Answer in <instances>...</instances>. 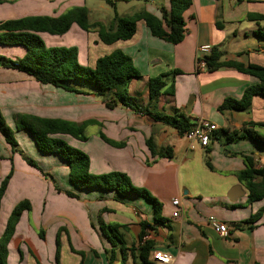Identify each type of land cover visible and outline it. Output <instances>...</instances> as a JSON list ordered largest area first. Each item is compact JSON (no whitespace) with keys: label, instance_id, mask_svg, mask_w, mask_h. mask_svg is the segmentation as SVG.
Listing matches in <instances>:
<instances>
[{"label":"crops","instance_id":"1","mask_svg":"<svg viewBox=\"0 0 264 264\" xmlns=\"http://www.w3.org/2000/svg\"><path fill=\"white\" fill-rule=\"evenodd\" d=\"M49 1L48 6L53 5V9L57 5L67 9L85 7L91 23L109 27L112 21L105 0ZM130 2L140 6L137 12L145 10L160 17L157 2L128 0L125 3ZM119 3L124 2H117L116 9ZM15 4L10 0L0 4V20L51 16L35 14L34 3ZM9 7L13 9L9 11ZM164 7L167 8L166 0ZM92 13L96 14L94 18ZM248 15L264 16V0H192L183 14V39L175 45L153 37L142 21L137 22L130 40L111 45L102 44L97 33H84L74 25L61 37L41 36L47 46H76L79 64L90 68L104 52L107 55L119 50L127 55L140 75L127 88L135 110L120 106L107 109L92 94L93 88L87 89L88 95L67 92L40 85L21 72L0 68V111L5 119L12 112L11 116L21 113L89 123L85 129L99 127L94 133H102L122 147H111L99 137L88 138L86 142L68 136L62 138L89 156L90 173L126 174L134 186L143 188L161 205L160 216L164 219L163 223H155L152 205L142 197H119L99 189L75 190L68 180L66 164L51 155L65 178V183L57 184L58 187L77 195L68 197L57 192L49 180L29 166L18 150L16 153L10 150V157H6L12 174L0 202V235L19 200H28L31 210L23 212L15 226L7 244V264H139L130 250L139 255V247L145 242L151 244L145 253L148 262L153 251H162L172 257L170 264H264V197L249 203L248 191L236 177L245 169V157L262 168L264 177V149L247 139L226 141L227 135L241 131L248 123H264V97L253 96L244 111L220 113L217 108L225 99L239 100L244 89L257 84L258 80L234 69L207 72L195 68L198 48L204 45L216 49L222 61L264 68V40L253 35L258 27H264V21L256 24L247 19ZM243 19L252 25L240 30L226 28ZM223 32L231 34L230 38ZM103 48L106 49L103 51ZM0 53L14 59L23 56L24 49L0 45ZM173 71L179 74H172ZM162 73L168 74L164 78L165 88L173 85L174 92L172 96L165 94L159 98L157 111L166 116L183 114L190 122L204 120L214 124L217 131L205 148L179 136L174 129L154 121L142 111L148 103V79ZM254 130L264 136V129ZM18 132L33 144L36 155L42 154L27 132ZM150 137L157 152L168 149L171 157L158 153L152 156L145 145ZM0 144L3 145L1 139ZM205 156L211 169L205 166ZM1 167L6 172L7 162L0 163V172ZM2 177L0 173V179ZM6 198L8 206L4 204ZM174 199L178 200L177 206L172 205ZM259 211L260 216L253 219ZM174 212L178 213L177 217H173ZM210 217L225 224V237L208 226ZM141 223L150 225L144 230V242L143 238L139 240ZM112 224L119 226L124 252L113 248L109 241L107 225Z\"/></svg>","mask_w":264,"mask_h":264},{"label":"trees","instance_id":"2","mask_svg":"<svg viewBox=\"0 0 264 264\" xmlns=\"http://www.w3.org/2000/svg\"><path fill=\"white\" fill-rule=\"evenodd\" d=\"M128 0H105V3L113 10V17L109 27L101 23H91L88 19V10L85 7H71L56 17L52 16H26L18 19L0 21V45L19 46L24 49L21 57L14 59L0 56V68L11 69L21 72L32 78L40 85L61 88L64 91L88 95V88H93L92 94L101 100L107 109L117 106L135 110L129 104L127 88L132 80L139 79L140 75L133 66L131 59L119 50L100 57L95 61L94 67L90 68L78 62V48L76 46H47L42 39V35L61 37L65 35L74 25L84 33H97L99 41L104 45H111L118 41L130 40L136 31V24L142 21L149 33L160 40L175 45L182 41L185 32L183 14L187 11L192 0H166L167 8L164 7L163 0L157 1L160 17L150 12L141 10L133 12L128 16H118L116 13L117 2H127ZM151 1V0H142ZM3 1H0L2 4ZM242 2V0H237ZM247 19L258 24L264 21L263 15H248ZM218 26V25H217ZM167 30H166V29ZM253 35L264 40V27H258ZM220 53L212 49L207 56L203 57L205 70L215 72L219 69H234L242 74L252 76L258 83L244 89L239 100L227 98L217 111H244L251 99L255 95L264 97V68L258 65L248 64L246 66L238 62L222 61ZM172 74H179L173 71ZM167 73H162L147 81L148 103L142 111L150 116L154 121L170 127L179 136H183L189 130L193 122L183 114L175 113L171 116L163 115L157 111L158 100L162 95H173V85L165 88L164 78ZM89 123L77 124L61 119H49L34 116L31 114H19L15 117V128L17 131H25L33 140L36 149L46 155H53L63 161L68 170V180L75 190L99 189L113 192L119 197L133 195L142 197L152 205L155 223H163L161 218V205L152 198L143 188L132 184L130 178L120 172H110L107 174H92L89 171V156L69 145L62 136H68L79 142L88 140L84 133L85 127ZM264 129V123H248L241 131H233L227 135L226 141L251 140L264 149V136L258 134L254 129ZM215 133V132H214ZM213 133V134H214ZM0 136L10 147L11 153L17 152V143L12 136V132L5 123L0 111ZM98 137L107 145L114 148H121L122 144L115 143L107 139L102 133ZM145 145L152 156L157 153L165 158H170L168 149H163L161 153L156 151L152 138L145 141ZM25 162L34 167L49 180L57 192H62L68 197L76 198L77 195L71 191L61 190L53 177L42 172L33 161L25 159ZM245 169L237 173L236 177L248 191V202L261 200L264 197V177L263 170L257 168L256 162L245 157ZM205 166L211 169L207 156H205ZM12 174L9 173L0 182V202L5 194L8 181ZM31 204L23 199L12 209L7 218L4 230L0 235V264H7V244L14 234L15 226L23 212H29ZM259 211L254 217L260 216ZM252 221V218L249 222ZM141 234L139 240L144 236V230L150 228L147 223H141ZM116 224L107 225L110 232L109 241L113 248L117 247L122 252L125 251L121 235ZM39 237L42 238L41 233ZM149 242L143 243L139 247L141 253L133 257L139 264H150L146 254L150 247ZM58 242L56 247V259H58Z\"/></svg>","mask_w":264,"mask_h":264},{"label":"rangeland","instance_id":"3","mask_svg":"<svg viewBox=\"0 0 264 264\" xmlns=\"http://www.w3.org/2000/svg\"><path fill=\"white\" fill-rule=\"evenodd\" d=\"M0 1H9V0H0ZM10 1H15V3H16L15 5L16 6H20V5L23 6V4L27 5L28 3H34L35 4V14H49L51 16H56V15L64 12L65 10H67V8L64 5H61V6L57 5V7L53 9V7H54L53 5L52 6H48V2H50L49 0H32V1H30V0H10ZM153 1L157 2L158 0H153ZM163 4H164V0H163ZM245 6H247V5H245ZM139 8H140V6L137 4V2H130V3H125L124 2V3H119L118 4L116 12L120 16H128V15H131L133 12H137L135 10H139ZM10 9H13V8L9 7L8 10L11 11ZM27 13H32V12H27ZM95 15L96 14L92 13V18H94ZM109 15L113 16V10L110 7H109ZM0 21H3V20H0ZM246 25H250L251 26L252 23L251 22H247L246 20L243 19V20H240L239 23H236L235 26L227 25L226 28L227 29H230V28L232 29L233 27H235V28L240 30L242 28H245ZM223 35H225V37L228 36L230 38L231 34H229V35L227 34L226 35V32L225 33L223 32ZM238 41L241 42V40H238ZM104 49H106V48H103V51H104ZM105 54L106 53L104 52L99 57L106 56ZM0 56H2L1 53H0ZM129 104L132 105V103H130V101H129ZM105 113H109V112H107L105 110ZM6 114L8 115L7 111H6ZM19 114H21V113H17L16 115L11 116L12 112H10V115H9L8 119H5V117L2 115L4 120H5L6 125L8 126L10 131L12 132L13 138L16 140L18 152L21 153L22 156L25 157V159H30L31 161H33L35 163V165L42 172L43 171H44V173H45V171L49 172L55 178V180L57 182L56 184L61 186L63 183H65V178L61 176V173L59 172V167H57L55 165L54 157L51 156V155H44V154L40 155V154L37 153V155L41 156L39 158L35 154V149H34L33 144L28 142L25 138H23L21 136V134L16 130V128H15V117L17 115H19ZM98 128L99 127H95V128L89 127L88 129L84 130V133L87 136V138H89L90 140H92L93 138H98V132L95 131V133H94V130H98ZM0 139L2 140V143L4 145L3 146V145L0 144V159H1L0 163L7 162V165H8V170L6 172H5L4 168L2 169L3 166L1 167L2 171L0 173L4 177L9 171V159L6 156L10 157V147L4 142L3 138H1V136H0ZM5 147H7V148H5ZM8 153H9V155H8ZM3 177L1 179H3ZM8 201L9 200L6 198L5 199V203H4L5 206H8V204H9ZM20 201H22V200H19L16 204H18ZM16 204L14 206H16ZM14 206H13V208H14ZM12 209H11V211H12Z\"/></svg>","mask_w":264,"mask_h":264},{"label":"built area","instance_id":"4","mask_svg":"<svg viewBox=\"0 0 264 264\" xmlns=\"http://www.w3.org/2000/svg\"><path fill=\"white\" fill-rule=\"evenodd\" d=\"M211 51L209 45L200 46L198 48L199 55L195 58V68L197 71L205 70V62L203 60L204 56H207ZM217 131V127L204 120H197L192 123L191 127L187 132L184 133L183 137L186 138L190 142H196L200 147L205 148L213 133ZM259 169L260 166L257 165ZM172 205L177 206L178 200H172ZM178 213L174 212L173 217H177ZM208 226L219 236L225 237L227 235V228L225 224L218 222L215 218L210 217L208 219ZM146 238H143V242ZM172 257L162 251H153L150 257V264H170Z\"/></svg>","mask_w":264,"mask_h":264},{"label":"water","instance_id":"5","mask_svg":"<svg viewBox=\"0 0 264 264\" xmlns=\"http://www.w3.org/2000/svg\"><path fill=\"white\" fill-rule=\"evenodd\" d=\"M184 193H185V191H184Z\"/></svg>","mask_w":264,"mask_h":264}]
</instances>
